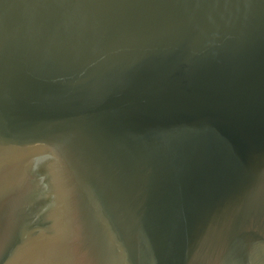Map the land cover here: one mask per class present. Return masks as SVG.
I'll list each match as a JSON object with an SVG mask.
<instances>
[{
	"label": "water",
	"instance_id": "1",
	"mask_svg": "<svg viewBox=\"0 0 264 264\" xmlns=\"http://www.w3.org/2000/svg\"><path fill=\"white\" fill-rule=\"evenodd\" d=\"M0 264H264V0H0Z\"/></svg>",
	"mask_w": 264,
	"mask_h": 264
}]
</instances>
